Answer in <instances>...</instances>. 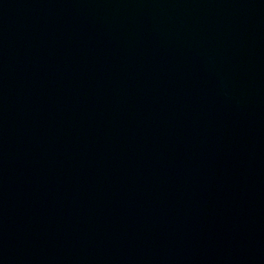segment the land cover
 <instances>
[{
    "label": "water",
    "instance_id": "95a60500",
    "mask_svg": "<svg viewBox=\"0 0 264 264\" xmlns=\"http://www.w3.org/2000/svg\"><path fill=\"white\" fill-rule=\"evenodd\" d=\"M0 264H264V0H0Z\"/></svg>",
    "mask_w": 264,
    "mask_h": 264
}]
</instances>
